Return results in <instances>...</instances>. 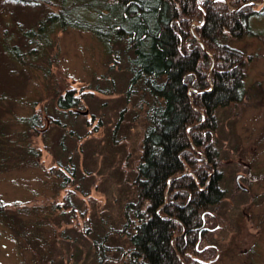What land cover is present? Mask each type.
I'll return each mask as SVG.
<instances>
[{"label":"rangeland","instance_id":"rangeland-1","mask_svg":"<svg viewBox=\"0 0 264 264\" xmlns=\"http://www.w3.org/2000/svg\"><path fill=\"white\" fill-rule=\"evenodd\" d=\"M263 4L257 0L254 10L262 13ZM39 12L0 0V40L8 36L10 48L19 45L17 17L23 26H34ZM250 27L256 35L220 38L244 53L248 96L216 113L214 140L226 198L222 218L211 214L213 226L204 240L215 252L209 264H264V12L252 17ZM53 40L46 58L20 48L27 67L0 46V144H9L0 146L6 163L0 202L12 206L0 215V264H99L97 244L104 238L110 264H126L118 259L120 247L130 245L116 231L125 222L123 206L136 199L133 182L150 97L139 91L127 103V63H113L91 33L69 29ZM68 90L87 92L80 107L61 113L56 94ZM42 112L43 134L29 130L26 120ZM31 148L41 150L33 157L37 163ZM66 197L74 209L63 205Z\"/></svg>","mask_w":264,"mask_h":264},{"label":"trees","instance_id":"trees-1","mask_svg":"<svg viewBox=\"0 0 264 264\" xmlns=\"http://www.w3.org/2000/svg\"><path fill=\"white\" fill-rule=\"evenodd\" d=\"M10 1L35 14L45 10L34 26H23L17 17L19 45L10 48L8 36L0 40L4 54L15 62L27 67L21 47L35 58H46L57 32H89L113 63H127L131 75L127 103L139 91L150 97L144 103L148 126L133 182L136 199L123 206L125 222L116 231L130 246L120 247L118 259L124 258L126 264H183L181 258L185 264H209L215 252L204 240L213 226L211 214L222 218L226 198L214 140L220 124L216 113L248 96L244 53L220 38L256 35L250 20L264 12L254 10L257 0ZM86 92L79 96L73 90L58 92L55 106L61 113L78 108ZM44 120L43 112L36 113L26 120L28 129L44 131ZM51 120L61 125V120ZM29 154L38 159L41 150L31 148ZM5 164L0 161V169ZM64 204L74 209L68 198ZM9 207L0 202V215ZM228 218L227 224L232 220ZM104 239L97 244L98 260L110 264Z\"/></svg>","mask_w":264,"mask_h":264},{"label":"water","instance_id":"water-1","mask_svg":"<svg viewBox=\"0 0 264 264\" xmlns=\"http://www.w3.org/2000/svg\"><path fill=\"white\" fill-rule=\"evenodd\" d=\"M253 4H256V3H253ZM229 7H230V5H228ZM231 10H237V9H233V8H230ZM190 92H191V90H190Z\"/></svg>","mask_w":264,"mask_h":264},{"label":"flooded vegetation","instance_id":"flooded-vegetation-1","mask_svg":"<svg viewBox=\"0 0 264 264\" xmlns=\"http://www.w3.org/2000/svg\"><path fill=\"white\" fill-rule=\"evenodd\" d=\"M253 3H256V2H253ZM253 3H252V4H253ZM263 3H264V0H263ZM254 5H256V4H254ZM263 5H264V4H263ZM263 5H262V6H263Z\"/></svg>","mask_w":264,"mask_h":264}]
</instances>
